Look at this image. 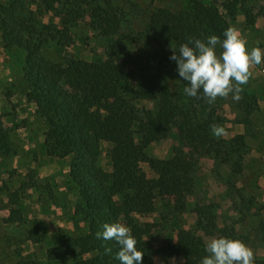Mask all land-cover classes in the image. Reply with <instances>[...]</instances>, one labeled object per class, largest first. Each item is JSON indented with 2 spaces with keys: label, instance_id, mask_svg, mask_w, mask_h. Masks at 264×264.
Masks as SVG:
<instances>
[{
  "label": "trees",
  "instance_id": "obj_1",
  "mask_svg": "<svg viewBox=\"0 0 264 264\" xmlns=\"http://www.w3.org/2000/svg\"><path fill=\"white\" fill-rule=\"evenodd\" d=\"M184 2L178 11L153 9L145 26L152 42L170 45L160 61L175 83L174 90L152 72L147 57L125 53L117 58L124 50L117 39L109 46L108 57L100 62L70 58L63 65L45 59L43 47L67 46L69 28L78 23L102 37L118 35L122 9L114 0H30L28 7L35 8L39 16L49 15L46 23L32 17L30 10L25 14L19 0L0 4V41L5 49L24 54L18 83L25 91L26 103L32 104L41 117L45 156L56 160L71 158L68 180L81 196V202L73 208V219L85 224V231L64 235L58 245L47 248V262L70 259L71 264H120L116 259L118 243L96 237L105 223L121 222L131 229L138 250L144 252L142 264H154L156 255L198 264L207 252L204 237L221 232L223 237L234 239L232 230L217 229L213 203L195 205L193 228L177 230L172 243L157 248L152 241L154 224L134 220L135 215L155 212L158 200L170 201L175 213H183L186 200L193 193L191 174L199 156H211L216 163L228 167L230 177H235L242 174L248 150L244 134L219 141L211 136V126L220 121L215 117L218 99L200 117L198 108L210 103L202 90L199 98L184 94V88L190 85L179 77L170 56L172 49L178 51L189 38L206 42L209 36L216 35L222 41L230 27L228 18L242 15L246 25L251 26L257 17H264V9H256L245 0H227L221 6L223 12L202 0ZM217 46L221 52V46ZM138 103L152 107L139 110ZM241 104L246 107L239 123L247 126L256 102L250 98V102L241 100ZM3 118L4 114H0V157L14 152ZM171 129L181 145L172 150L170 158L151 157L147 147L167 138ZM101 144L108 145L109 170L98 165ZM142 165L150 176L143 173ZM33 173L30 171L28 178ZM13 196L12 206H16V194ZM3 221L18 224L23 216L15 207ZM38 225L32 220L26 242L44 241ZM109 248L111 251L107 252ZM14 264L39 263L22 258ZM254 264H264V258L254 259Z\"/></svg>",
  "mask_w": 264,
  "mask_h": 264
},
{
  "label": "rangeland",
  "instance_id": "obj_2",
  "mask_svg": "<svg viewBox=\"0 0 264 264\" xmlns=\"http://www.w3.org/2000/svg\"><path fill=\"white\" fill-rule=\"evenodd\" d=\"M9 1L0 0V4ZM19 1L24 5L25 14L27 10H30L34 14L32 17L40 23L47 22L49 15L42 13L39 16L35 8L28 7L30 0ZM202 1L214 4L220 12H223L221 6L227 0ZM245 1L256 9L259 7L264 9V0ZM114 3L122 9L118 35L111 38L102 37L83 23H78L69 28L67 35L70 40L67 41V46L47 44L43 47L42 54L45 59L63 65L70 58L100 62L108 57L109 46L117 39L124 46V50L117 54V58H121L125 53L147 57L152 72L158 74V78L174 90L175 83L160 61L161 56L170 49V45L152 42L145 26L147 17L153 9L163 7L178 11L185 6L184 0H114ZM227 20L230 27L238 30L247 41L249 52L253 47H259L264 52V17H257L251 26L246 25L242 15ZM0 45L2 46L1 41ZM10 50L21 53L15 59L18 65L22 63L23 52L17 49ZM216 51L219 55L218 46ZM0 64V68L4 67L7 61L2 60ZM19 78L12 83L13 86L9 82L6 83L2 91L4 97L7 93L17 92V97H21L22 89L18 83ZM241 87L243 91L238 101L234 100L231 94L227 98H217L215 117L220 119L217 125L224 129L225 135L217 137L211 133V136L219 141L236 134H244L248 150L244 155L242 174L230 177L227 166L216 163L211 156H199L197 167L191 174L193 193L187 198L183 213H175L170 201L165 199L156 202L155 212L134 216V220L140 223L154 224L152 241L155 248L172 243L177 230L193 228L196 215L192 213V208L195 205L213 203L216 209L217 229H227L228 232L232 230V238L250 247L254 252V259L264 258V56H262L261 64L252 69L249 82ZM250 98L255 99L256 109L249 116L250 123L244 126L239 123L243 116V109L246 107L241 104V100L250 102ZM17 102L20 101L17 99ZM147 107L152 106L148 103L137 104L139 110L147 109ZM210 107H212L211 103L198 108V115L203 118ZM18 110L8 108L0 111V114H4V126L10 131L9 137L14 151L7 156L0 157L6 162L0 164V264H14L22 258L35 259L39 264H71L70 259L58 263L47 262L44 254L47 248L52 247L64 235H77L85 231V224L78 218L73 219V208L81 202L80 193L69 182L67 175L59 178L57 184L49 177L37 175L36 171L40 173L46 167L51 166L56 172L58 165L54 159H48L45 155H42L41 161L37 159L40 148L39 135L44 130L39 114L31 113L27 109ZM24 126L30 127V133L34 136L32 139L26 137ZM137 140L136 138V142ZM180 145L175 130L171 129L167 138L150 144L147 152L151 157L167 159L171 157L172 150ZM41 148L43 150V145ZM100 148L98 165L109 170V161L106 156L108 145L101 144ZM16 157L18 161L14 163ZM27 157L34 164L30 170L22 169L24 165L21 164V159ZM70 159V157L66 158L69 161ZM142 170L146 176H150L146 166L142 165ZM30 171L34 173L31 178H28ZM58 187H62V191H58ZM67 192L72 194V201H74L68 206L65 203ZM14 194L17 198L16 206H12L11 202L15 197ZM34 202H39L42 207L49 205L51 210L41 217L42 209ZM50 203L53 204L50 205ZM55 205H58L56 211L53 207ZM15 207L21 211L23 221L18 224L4 223L3 220L8 216L9 210ZM32 220L39 222L38 232L45 238L40 244L25 241L26 232L30 229ZM218 237H223V233L204 237L205 246L210 238ZM207 255L209 253L206 252ZM201 261L198 264H201ZM153 263L187 264L179 258H166L161 255H156Z\"/></svg>",
  "mask_w": 264,
  "mask_h": 264
},
{
  "label": "clouds",
  "instance_id": "obj_3",
  "mask_svg": "<svg viewBox=\"0 0 264 264\" xmlns=\"http://www.w3.org/2000/svg\"><path fill=\"white\" fill-rule=\"evenodd\" d=\"M223 35L222 41L216 35L209 36L206 42L189 38L178 51L172 49L170 60L175 61L179 77L190 85L184 88L185 95L199 98L202 90L209 103L230 94L234 100L241 99V86L249 82L252 69L261 64L264 52L259 47H253L249 52L247 41L233 27L226 29ZM217 45L222 48L219 55ZM211 130L217 137L225 135L224 129L218 125H212ZM102 227L103 231L97 232L96 237L118 243L120 248L116 259L120 264H142L144 252L138 250L137 240L128 226L114 222ZM206 251L209 255L201 264H254L253 250L237 239L210 238L206 242Z\"/></svg>",
  "mask_w": 264,
  "mask_h": 264
},
{
  "label": "crops",
  "instance_id": "obj_4",
  "mask_svg": "<svg viewBox=\"0 0 264 264\" xmlns=\"http://www.w3.org/2000/svg\"><path fill=\"white\" fill-rule=\"evenodd\" d=\"M20 55H21V53L18 54L16 51H11L10 49H5L3 46L0 45V61H2V60L7 61V64L4 67L1 66V68H0V111L6 110L8 108H14L16 110L27 109L31 113H36L33 105L30 103H26L24 96H23L25 91L23 89L21 91V95H20L21 97L20 98L17 97L18 96V92H17L14 94H10V97L6 99V97H4L3 92H2L4 89V86H6L7 82H9V84L13 86L12 83L14 81H16L18 79V77L21 76V63L18 65L17 61L15 59L17 56H20ZM17 99L20 102H17ZM20 110H18V111H20ZM23 130L25 131L26 137H28L30 139H32L34 137L33 134L30 133V127L24 126ZM39 141H40V148L38 150L37 159L41 161L42 155H45L44 147H43V150L41 148V146L43 145L42 133L39 135ZM27 143L31 144V142H27ZM38 156H39V158H38ZM54 160H55L56 164L58 165L56 172H54V167L51 166V167H46V169H43V171H41L40 173H38V171H36V173L39 177H49L50 179L54 180V183L57 184L58 181L60 180L59 178L68 174L69 160H66V158L62 159V160H56V159H54ZM17 161H18V158L16 157L14 159V163ZM3 163H6L5 160L0 159V164H3ZM21 164L24 165V166H22V169H27V170L32 169L33 165H34L33 161L30 160L28 157L21 159ZM62 189H63L62 187H58L57 190L62 191ZM54 196H55V194H54ZM65 199H66V201L65 200L64 201L66 203V206H68L74 202V201H72L73 197H72V194L70 192L66 193ZM52 200L55 201V199H52ZM34 203H37V205L40 206V208L42 209L40 212L41 217L44 216L45 214H47V212H49V210H51L49 205H48V207H42L39 202H34ZM51 204H53V203H50V205ZM53 207H54L55 211L58 209V205H55ZM47 208H49V209H47ZM40 214H39V216H40ZM59 243H60V239H58L57 242H55V244L53 246H56Z\"/></svg>",
  "mask_w": 264,
  "mask_h": 264
}]
</instances>
